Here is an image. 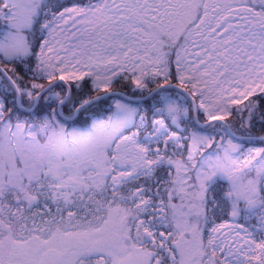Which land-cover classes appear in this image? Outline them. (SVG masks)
Listing matches in <instances>:
<instances>
[{
    "label": "snow or ice",
    "instance_id": "6c2138e0",
    "mask_svg": "<svg viewBox=\"0 0 264 264\" xmlns=\"http://www.w3.org/2000/svg\"><path fill=\"white\" fill-rule=\"evenodd\" d=\"M0 264H264V0H0Z\"/></svg>",
    "mask_w": 264,
    "mask_h": 264
}]
</instances>
